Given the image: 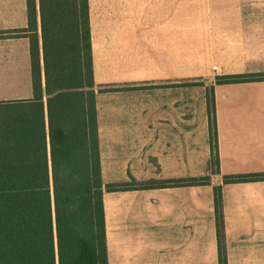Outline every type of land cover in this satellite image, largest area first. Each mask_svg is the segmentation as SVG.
Segmentation results:
<instances>
[{
  "label": "crops",
  "instance_id": "0c3cea01",
  "mask_svg": "<svg viewBox=\"0 0 264 264\" xmlns=\"http://www.w3.org/2000/svg\"><path fill=\"white\" fill-rule=\"evenodd\" d=\"M102 183L210 175V184L104 191L108 264H219L212 186L264 172V0H87ZM25 0H0V80L30 77ZM202 84H184V78ZM11 97L30 99L25 82ZM31 84V83H30ZM212 86L218 172L210 171ZM226 264H264V180L222 184Z\"/></svg>",
  "mask_w": 264,
  "mask_h": 264
},
{
  "label": "trees",
  "instance_id": "16d2710c",
  "mask_svg": "<svg viewBox=\"0 0 264 264\" xmlns=\"http://www.w3.org/2000/svg\"><path fill=\"white\" fill-rule=\"evenodd\" d=\"M25 7L27 26L12 31L28 38L32 97L0 101L15 108L0 116V264H108L104 191L210 184V177L103 184L87 0H25ZM252 80L264 73L215 78ZM209 90L213 173L219 170ZM251 180H264V172L224 174L212 186L219 264H226L222 184Z\"/></svg>",
  "mask_w": 264,
  "mask_h": 264
},
{
  "label": "rangeland",
  "instance_id": "374dc122",
  "mask_svg": "<svg viewBox=\"0 0 264 264\" xmlns=\"http://www.w3.org/2000/svg\"><path fill=\"white\" fill-rule=\"evenodd\" d=\"M199 78L196 77H190V78H184V84H188V85H192V84H202V82L200 80H198ZM21 81L23 83V81L25 82V87H27L30 91H31V84H30V77L29 76H25L21 73L15 72L12 70V72H7L6 74V78L3 80H0V99L3 98H9L12 95L13 92V88H11L10 83L8 81ZM211 87V85H207L205 87V98H206V93L207 95L209 94L211 96V92L209 90V88ZM14 105V104H13ZM211 109V106H210ZM15 110L14 106H12V104H1L0 103V116H4L8 115L10 113H12ZM207 112V110H206ZM210 171L212 172V169L214 168V159L211 157L210 160ZM214 171V170H213ZM215 173V172H213ZM209 175V174H207ZM203 176V175H201ZM210 177V175H209Z\"/></svg>",
  "mask_w": 264,
  "mask_h": 264
}]
</instances>
